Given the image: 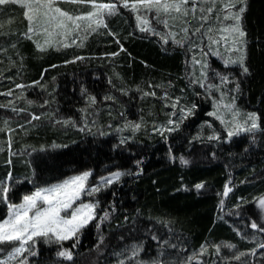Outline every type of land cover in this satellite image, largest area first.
Segmentation results:
<instances>
[{"label":"trees","instance_id":"trees-1","mask_svg":"<svg viewBox=\"0 0 264 264\" xmlns=\"http://www.w3.org/2000/svg\"><path fill=\"white\" fill-rule=\"evenodd\" d=\"M22 2L0 5V93L12 91L0 95L5 105L0 128L8 122L0 131V181L9 187V200L18 204L38 187L85 171L91 172L89 185L128 172L90 197L97 205L96 218L76 238L50 246L39 242L35 255L23 257L24 264H107L132 244L142 245L141 260L159 264H167L168 254L177 249L182 264H264V248L245 242L232 227L241 224L264 241V232L250 227L253 221L264 226L257 203L264 198V0H247L243 14L248 74L213 54L218 49L227 55L222 44L207 47L203 33L221 26L215 11L193 35L201 21L191 14L157 19L154 11L133 12L118 4L117 14L104 17L107 27L84 31L87 22L81 21L80 29L65 32L46 23L42 9L29 13L35 16V31L29 33ZM53 6L73 15L92 10L87 2L68 0H53ZM137 15L147 19L150 30H140ZM164 19L168 27L159 22ZM184 20L191 21L189 38L178 45L175 41L185 36ZM193 57L208 67L202 69ZM202 71L211 83L214 74L228 76L224 91L235 97L240 110L257 114L260 130L226 139L219 123L206 116L211 98L200 86ZM193 78L198 84L191 83ZM208 121L223 131L219 141L199 137L208 132ZM131 124L140 127L134 130ZM177 124L175 131L166 130ZM226 185L232 191L224 196ZM6 213L0 203V220ZM105 213L107 219H101ZM220 242L246 255L220 260L211 247ZM202 245L206 251L195 255ZM12 248L0 245V256ZM65 249L72 260L57 255Z\"/></svg>","mask_w":264,"mask_h":264},{"label":"snow or ice","instance_id":"snow-or-ice-1","mask_svg":"<svg viewBox=\"0 0 264 264\" xmlns=\"http://www.w3.org/2000/svg\"><path fill=\"white\" fill-rule=\"evenodd\" d=\"M20 0H0V5L7 3H18ZM68 2L73 4H83L89 3L91 5V11L86 15H73L66 11H62L59 7L53 8V0H23L21 3L22 7L28 9L25 12V17L29 21L28 32L32 33L35 31L34 20L35 16L30 15V12H39L44 9V17L46 18V23L55 25L58 29H63L65 32L75 31L81 28L80 21H86V27L84 31L89 29L92 32H95L97 28L103 26L107 27L105 23V16H112L117 14L119 4L121 7L130 9L133 12H138L139 9L143 8L148 12L154 11L156 13L157 19L161 15L165 17H171L172 19H177L178 16H172V13H177L183 17L189 16L191 14L192 20L201 21L200 27L195 28L192 31V34L200 33L201 29L204 27V24L208 23L210 19H213L212 13L215 11L216 16L215 20L220 23V27L214 29L213 27H208L203 35L208 37L207 47L211 50L214 45H223L225 53L222 54L218 51L213 52L214 55L220 56L223 60L225 66L227 65H239L242 69V73L248 74L249 69L246 66V44L247 41L246 31L243 28V14L247 8V0H191V7H187L190 0H135L133 3H129L128 0H109V2H97V0H68ZM220 3L222 6L217 9V3ZM199 3V7H198ZM208 4L210 6L204 7L203 5ZM197 11L200 12V15L197 16ZM136 19L140 22L141 31L150 30L145 25H148L146 18L137 15ZM231 21L230 24H225L224 22ZM160 23L164 24L165 27H168L167 19L160 20ZM69 23L71 27H69ZM184 27L181 28V31L185 34L182 40L175 41L178 45L183 43V40H187L189 34L188 24L191 23L189 20H184ZM95 25L96 27H93ZM213 33H218L215 35ZM2 34V33H0ZM63 34V33H61ZM52 35V33H49ZM174 36V34H172ZM30 38V37H29ZM75 42V41H73ZM65 47L69 45L65 44ZM82 46V45H81ZM37 47L41 46L37 44ZM121 51L123 48L121 47ZM231 53H235L233 56ZM112 55H119V53H113ZM202 55L207 56V52H203ZM77 59H83L82 57H77ZM194 63H200L202 69L208 67L207 63H201V61L195 60L193 57ZM202 76L206 78V72L202 71ZM222 82L228 81L227 75H220ZM38 83V82H36ZM17 88L24 87L23 85H16ZM201 87H204V84L201 82ZM216 87L214 85H208V88ZM236 90H239V84L236 85ZM219 91V88H217ZM0 95H12V91L9 90L7 93H0ZM149 95V93H145ZM154 95V93H152ZM223 99V94L222 97ZM106 99H112V97H106ZM235 97H233V102L224 105L223 107L230 113L233 117L231 121H226L222 115H218L217 112L209 113V115H215L217 119H220L222 123L226 126L230 123L232 129L228 131V137L231 138L234 135H238L240 132L253 133L257 130H260V124L258 123L259 117L256 113H244V120L240 122L237 118L241 115L239 109L235 108L234 103ZM90 101L95 103V98L90 97ZM29 103H32L29 101ZM11 104V102H9ZM0 107H5V105H0ZM173 108L176 107L174 103ZM194 107V106H193ZM217 109L220 108V105H216ZM12 111H17L15 107H12ZM181 112H184V109H181ZM189 114L191 110H188ZM33 120L40 119L39 116H32ZM5 128L7 127L8 122H3ZM64 123H69V121H64ZM169 124H173L172 120L168 121ZM134 130L139 129V124L129 125ZM178 124L174 128H168L167 131H175L178 128ZM5 128H0V131H4ZM10 130V129H9ZM208 139H219L218 136H210ZM9 146L11 145V139L9 138ZM3 147H0V151H3ZM182 163L187 164L188 161L183 157L180 158ZM11 163V161H9ZM124 173L115 172L112 173L109 177H103L102 181L105 184H111L114 180H118L121 175ZM90 172L85 171L82 174L75 175L64 179L61 182L51 184L47 187H38L35 191L30 194H25L22 196L20 203H13L8 198L9 187L3 181H0V203H3L7 208L6 216L3 220H0V245L2 244H12L16 245L18 242L19 246H14L12 250L8 253L9 259H16L21 256L24 252H29L31 255L36 253L32 251L31 246L36 243L38 238H47L51 240L52 237H55L57 242L66 241L77 237L79 231L84 228L90 221L96 218L95 208L96 204L92 203H83L76 204L77 201L81 200V196L84 194L92 195L95 192L100 190L99 187H87V181ZM11 174L9 173V178ZM197 189L203 187L202 184L195 185ZM232 191V188L228 185L225 186L223 192L224 196H227L229 192ZM223 203V202H221ZM74 205H76L74 207ZM259 207L261 210H264V198L259 200ZM63 213V215H62ZM101 219H107V213ZM252 229H255L259 232H264V226L257 224L253 221L250 224ZM253 240L256 238L253 237ZM78 243V239H77ZM228 248H234L235 245L226 244L224 245ZM260 248H264V241H261L258 245ZM75 247V244H73ZM219 245H216V252L220 251ZM201 249L206 251V246L202 245ZM255 249H253V253ZM135 254V252H134ZM58 256L63 257L67 260H72V252L70 250H62L57 253ZM245 253L241 252L235 257L239 260L240 257L244 256ZM0 264H4V261H0ZM18 264H24L23 261H18ZM159 264V262H155Z\"/></svg>","mask_w":264,"mask_h":264},{"label":"rangeland","instance_id":"rangeland-1","mask_svg":"<svg viewBox=\"0 0 264 264\" xmlns=\"http://www.w3.org/2000/svg\"><path fill=\"white\" fill-rule=\"evenodd\" d=\"M53 8H54V6H53ZM196 78L191 79V83H193V84L197 83L198 84ZM213 78H214V80H213L214 82L213 83L207 81V76L205 78L204 76L200 75V80H199V83L202 81V83L204 84V89L207 90V92L210 94V98H211L210 99L211 110L208 113H206V116H209L210 120H215V121H217L219 123L220 129L224 130V133L226 134V139L228 140V139H230L228 137V131L232 129V125L229 123L226 126L224 123L221 122L220 119H217L215 115H209V113L217 112V114L218 115H222L226 121H231L233 119L232 115L230 113H228L227 110L223 106L226 105V104L232 103L233 99H231L230 94H228L226 91H224L223 88L226 87V83L221 81L220 76L214 74ZM216 81H217L218 84H216ZM208 85H214L216 87L208 88ZM200 86H201V83H200ZM217 88H219V91H217ZM214 91H216L217 94L211 95L212 93H214ZM202 94L203 93H200V96ZM222 94H223V99L221 98ZM202 96H204V95H202ZM217 104L220 105L219 109H217V107H216ZM235 108L239 109L236 106V104H235ZM239 111H240L241 115L237 119L240 122H243V120H244V115L243 114L247 113V112H244V111H242L240 109H239ZM248 113H252V112H248ZM207 123L209 124L207 126L208 132L200 134L199 137H203L206 140H210V139H208V137H210V136H218L219 139H211V140L212 141H219L220 140V135L223 134V131L221 132L219 128H217L216 126L212 125L209 121ZM244 133H248V132H240L239 134H244ZM121 173H124V174L121 175L120 178H122L128 172L124 171V172H121ZM109 176H111V174H109V175H107L105 177H109ZM90 177H91V175L88 178L87 187L88 188L99 187L100 188L99 191L109 187L110 185H112L113 183L117 182L120 179L119 178L118 180H114L111 184H105V183H103L102 178H101L97 182L89 185ZM7 182H9V180ZM96 193L97 192H95L94 194H96ZM94 194H92V195H94ZM92 195H87V194L82 195L81 196V200L77 201L76 204L78 205L81 202L96 204L95 202H93L90 199V197ZM259 200L257 202L258 205H259ZM1 204H3V203H1ZM75 206L76 205H74V207ZM262 211L264 212V210H262ZM62 215H63V213H62ZM95 216H96V208H95ZM232 227L236 231V233L239 235V237H241L247 243L254 244L256 247H258L259 243L262 241L259 236H257L254 232L246 229L244 226L242 227L241 224H238V223L237 224H233ZM253 237H255L256 239L253 240L252 239ZM70 240H72V239H69V240H66V241L57 242L55 237H52L51 240H48L47 238H38L36 240V243L34 245H32L31 248H32V251H34L36 246H37V244L39 242L50 246V245H54V244H60L62 242H67V241H70ZM226 244H230V243L220 242V243L217 244V245L221 246L219 253L216 252V248H215L216 245H213L211 247L215 251V254L219 256L220 260L235 259V257L237 255H239V253H241V252H239L236 249V247H234V248L225 247L224 245H226ZM14 246H19L18 242L16 243V245H13V247ZM206 249H207V245H206ZM11 250L12 249H10L9 251H5L4 255L0 256V261H4V264H18V261H22L23 257L26 254H29V252H24L21 256L17 257L16 259H9L8 253ZM141 250H142V245L141 244H132V245H128L126 247H123L120 251L115 253L113 256H110V260H109V262L107 264H155V262H153V261H143V260H141L139 258V255L141 254ZM134 252H135V254H134ZM203 253H204V251L202 249H200L195 255H200V254H203ZM168 255H169L170 259L168 260L167 264H182V262L179 260V249H177L176 252L174 251V254L169 253ZM244 256L240 257V259L243 258ZM186 262H188V260Z\"/></svg>","mask_w":264,"mask_h":264}]
</instances>
